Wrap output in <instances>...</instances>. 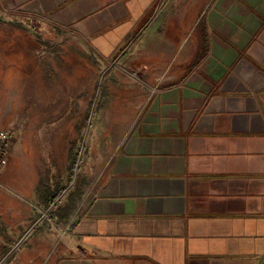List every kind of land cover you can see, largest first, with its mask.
Returning a JSON list of instances; mask_svg holds the SVG:
<instances>
[{
	"label": "crops",
	"instance_id": "1",
	"mask_svg": "<svg viewBox=\"0 0 264 264\" xmlns=\"http://www.w3.org/2000/svg\"><path fill=\"white\" fill-rule=\"evenodd\" d=\"M2 9L84 39L110 63L116 106L99 126L103 158L79 185L77 157L57 155L60 169L44 179L12 133L0 264H264V0H0Z\"/></svg>",
	"mask_w": 264,
	"mask_h": 264
},
{
	"label": "rangeland",
	"instance_id": "2",
	"mask_svg": "<svg viewBox=\"0 0 264 264\" xmlns=\"http://www.w3.org/2000/svg\"><path fill=\"white\" fill-rule=\"evenodd\" d=\"M14 14L0 11V61H10L0 66L7 73L0 89L6 93L9 88L13 97L0 100V128L13 133L17 149L27 144L44 179L60 169L57 155L73 162L77 157L72 180L79 185L103 158L97 141L105 133L99 126L110 121L105 110L116 106L106 95L109 74L103 75L110 63L73 33L46 30ZM62 136L65 147L58 154L56 142Z\"/></svg>",
	"mask_w": 264,
	"mask_h": 264
},
{
	"label": "built area",
	"instance_id": "3",
	"mask_svg": "<svg viewBox=\"0 0 264 264\" xmlns=\"http://www.w3.org/2000/svg\"><path fill=\"white\" fill-rule=\"evenodd\" d=\"M33 27V26H32ZM130 77L137 79L139 74L133 68H129L127 70ZM10 132L7 128H0V171L7 165L8 163V150L7 145L10 140ZM9 191L2 183H0V191ZM62 234H60L61 236Z\"/></svg>",
	"mask_w": 264,
	"mask_h": 264
},
{
	"label": "water",
	"instance_id": "4",
	"mask_svg": "<svg viewBox=\"0 0 264 264\" xmlns=\"http://www.w3.org/2000/svg\"><path fill=\"white\" fill-rule=\"evenodd\" d=\"M102 77V76H101ZM75 169H77V166H75Z\"/></svg>",
	"mask_w": 264,
	"mask_h": 264
}]
</instances>
